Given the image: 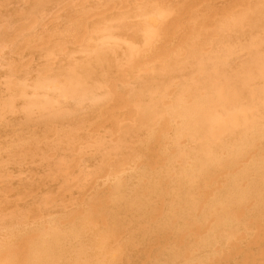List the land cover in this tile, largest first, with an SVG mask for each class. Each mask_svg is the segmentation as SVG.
Here are the masks:
<instances>
[{
    "label": "bare ground",
    "instance_id": "6f19581e",
    "mask_svg": "<svg viewBox=\"0 0 264 264\" xmlns=\"http://www.w3.org/2000/svg\"><path fill=\"white\" fill-rule=\"evenodd\" d=\"M0 264H264V0H0Z\"/></svg>",
    "mask_w": 264,
    "mask_h": 264
}]
</instances>
